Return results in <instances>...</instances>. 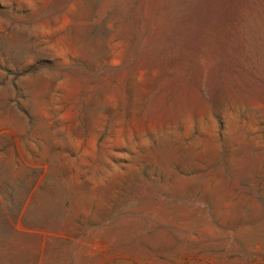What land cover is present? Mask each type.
<instances>
[{"label":"rangeland","instance_id":"obj_1","mask_svg":"<svg viewBox=\"0 0 264 264\" xmlns=\"http://www.w3.org/2000/svg\"><path fill=\"white\" fill-rule=\"evenodd\" d=\"M0 264H264V0H0Z\"/></svg>","mask_w":264,"mask_h":264}]
</instances>
